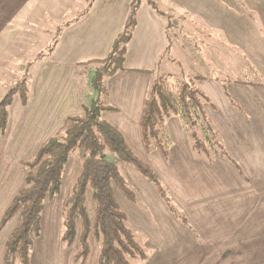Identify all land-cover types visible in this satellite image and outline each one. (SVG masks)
<instances>
[{
	"label": "crops",
	"instance_id": "obj_1",
	"mask_svg": "<svg viewBox=\"0 0 264 264\" xmlns=\"http://www.w3.org/2000/svg\"><path fill=\"white\" fill-rule=\"evenodd\" d=\"M132 1L0 0V64L15 44L24 42L18 36L25 33L42 36L48 51L37 58L27 103L16 95L8 108L6 128L0 130V222L24 186L22 162L34 157L67 117L84 114L78 65L108 55L116 35L105 43L101 34L123 18L119 33ZM151 1L141 0L137 10L124 69L108 77V97L115 110L104 111L103 117L152 166L174 203L196 221L191 224L190 220L188 227L178 220L150 182L132 168L135 172L130 177L155 201L147 210L165 226L160 234L150 236V256L144 264H264V81L237 78L259 83L249 85L237 79L222 82L204 77L198 83L208 97L204 109L238 167L225 157L208 162L194 152L177 117L169 118L166 126L173 138L166 158L159 150L147 152L141 134L144 102L158 60L164 55L168 61L177 58L167 55L172 46L169 30L178 25L184 30L190 24L186 14L193 20L194 35L208 36L207 44L213 45L207 54L202 50L194 59L226 67L231 60L228 54H234L236 63L247 60L264 76V0H177L182 6L176 14L178 25L169 21L170 13ZM249 3L254 4L251 10ZM1 77L0 71V94L7 84ZM65 177L66 171L64 186ZM64 186L43 210L31 264H77L79 236L70 246L61 238L62 206L70 191ZM115 194L132 225L150 223L152 218L144 208L122 191ZM19 222L16 216L0 231V264H5L7 242ZM89 241L90 252L83 264H98L95 235Z\"/></svg>",
	"mask_w": 264,
	"mask_h": 264
},
{
	"label": "trees",
	"instance_id": "obj_2",
	"mask_svg": "<svg viewBox=\"0 0 264 264\" xmlns=\"http://www.w3.org/2000/svg\"><path fill=\"white\" fill-rule=\"evenodd\" d=\"M152 2V1H151ZM141 0H133L125 29L114 39L108 55L97 61L103 67L100 76L94 79L102 84L103 77L115 75L124 69L127 43L136 25V13ZM153 4V2H152ZM204 78L196 76L192 82H175L169 76L155 79L148 89L141 118V134L147 152L159 150L164 158L169 155L173 142L165 121L171 117L181 120L184 131L190 138L193 149L206 161L225 157L235 166L236 159L220 138L219 131L209 119L204 102L206 94L197 85ZM236 82L256 85L253 80L237 79ZM99 89H106L103 84ZM29 87L19 81L0 101V130L6 128L8 108L19 95L27 103ZM115 110L109 103L93 100L84 105V114L67 117L58 131L37 154L22 162L26 169L24 186L14 197L0 222V231L16 216L20 222L10 235L5 264H31L35 241L41 234L42 213L45 206L62 193L66 165L72 152H82V170L74 190L65 194L62 206L61 238L70 246L78 236V221H81L80 248L76 263L83 264L90 252V236L95 235L99 244L98 264H131L133 258H148V252L138 241L125 211L120 207L113 183L133 201V188L120 168L130 165L151 182L167 207L182 223L191 227L188 217L179 213V207L170 196L152 166L144 161L128 145L122 132L103 117V112ZM114 153L118 161L110 159Z\"/></svg>",
	"mask_w": 264,
	"mask_h": 264
},
{
	"label": "rangeland",
	"instance_id": "obj_3",
	"mask_svg": "<svg viewBox=\"0 0 264 264\" xmlns=\"http://www.w3.org/2000/svg\"><path fill=\"white\" fill-rule=\"evenodd\" d=\"M154 2H157L159 4V9L163 11H167L170 13L169 15V21L172 23H175L178 25L177 20V11L181 12V4L177 0H164L163 5L161 4L162 0H152ZM254 4H248L249 9H252V6ZM234 6L241 7L242 5L239 3H234ZM172 11V12H171ZM114 19V18H113ZM64 20V19H63ZM123 18L117 19L114 22H112L110 25L113 27L109 30H104V32L101 34V37H104V42H108L110 37H113L114 35L117 36L118 30L120 29L119 22H123ZM68 21V20H66ZM186 21L190 24H188L184 30L181 29V27L174 26L170 28L169 30V38H170V49L168 50L167 55L171 57V54H176L177 58L172 59L168 61L167 57L164 55L163 59L158 60V65L155 69V72L153 74V79H157L160 76H166L170 77L175 82H192L198 75H202L203 77L209 79H220L222 82L224 79H237L238 77L242 79H248V78H254L258 77L259 80L264 81L263 74H258L257 69L253 70L251 64L247 60H239V63L235 62L236 56L234 54L230 55L231 60L228 61L227 66H212L208 64L207 60H196L194 59V55H198L202 50H205V54H207V49L209 47H212L213 45L207 44L208 42V36L201 35L196 36L194 35V31L196 30L191 24L193 23V20L190 19V15L186 14ZM125 29V24L123 25L122 29L119 31L121 33ZM135 30V28H134ZM133 30V32H134ZM118 33V34H119ZM19 38H21L24 42L15 44L13 49L9 50L7 52L6 60L4 63L0 64V71L2 73V77L7 84L1 89L0 101L2 98L10 91V89L15 86L19 81H25L28 86L31 82V76L34 73L36 64H37V58L40 57L42 54H47L48 51L45 47L46 41H44L43 37L40 35H29L28 33H25L24 35H19ZM52 38V35L50 36ZM202 38L203 40L196 41V38ZM128 45V43H127ZM181 46V48H180ZM172 47V48H171ZM108 48V47H107ZM101 49V48H100ZM107 51V50H106ZM106 53V52H104ZM202 53V52H201ZM104 56L106 54H103ZM101 56V57H104ZM107 56V55H106ZM102 63L97 60H92L87 63L79 64L78 65V71L76 74V78L80 87L81 91V98L82 103L87 106L92 103L93 100H97L100 102H103L105 104L111 103L108 97V80L109 78L104 76L102 84L103 86H106V89H99V87L102 84H96L94 82V79H97L98 76H100V70L103 69V67H100ZM125 65V62L123 63ZM264 66V65H263ZM261 70V69H259ZM249 73V76H246V72ZM199 81H205L204 79H199L197 81V85L199 86ZM204 92V91H203ZM205 93V92H204ZM208 103L207 101L204 102V104ZM104 115V113H103ZM168 119L165 121V125L168 124ZM188 140L190 138L187 135ZM191 141V140H190ZM194 152L199 153L195 149H193ZM201 154V153H199ZM110 159L113 161H118L117 156L114 153L109 154ZM82 162H83V156L82 152L79 149H76L72 152V155L66 165V177H65V186L64 188H69L71 191L74 190L76 181L78 179L79 174L82 170ZM120 168L122 173L128 177L129 184L133 188V203L137 204L138 206L144 208L147 210V206H151L154 204L153 198L150 196V194H145L143 190H141L137 186V182L135 179H132L130 176L132 172H138L130 165H121ZM135 170H133V169ZM139 174V172H138ZM141 175V174H140ZM142 176V175H141ZM143 177V176H142ZM147 180V179H146ZM148 181V180H147ZM149 182V181H148ZM151 186L150 188L154 190V185L150 182ZM71 186V187H70ZM115 192L118 193L121 191L120 188L117 186L116 182L113 183ZM66 188V189H67ZM64 195V194H63ZM159 195V194H158ZM126 196V195H125ZM170 196H172L170 194ZM117 197V196H116ZM127 197V196H126ZM128 198V197H127ZM129 199V198H128ZM162 199V198H161ZM118 200V199H117ZM162 202L164 200L162 199ZM119 203V202H118ZM120 205V204H119ZM178 206V205H177ZM121 207V205H120ZM122 208V207H121ZM179 213H184L189 221L191 220V224H193L192 221H196L194 219H191L189 215L186 213V211L182 208V206H179ZM123 209V208H122ZM124 210V209H123ZM144 210V213H149L150 215V223H141L139 225H132L131 221L129 220V217L127 215V218L129 220L130 225L134 228L136 232V237L138 241L144 246L145 250L148 252V257L150 256V251L148 247L150 244L148 243L150 236L160 234L161 228H164L165 226L162 225V221L158 220L156 221L151 213L150 210H147V212ZM170 210V209H169ZM207 211V210H206ZM126 213V212H125ZM201 219V218H200ZM203 220V219H201ZM162 225V226H161ZM78 236L80 237L81 234V221H78ZM156 232V234L154 233ZM166 232L170 233L168 229H166ZM147 259V258H146ZM146 259H142L139 257L133 258L131 260V264H144Z\"/></svg>",
	"mask_w": 264,
	"mask_h": 264
}]
</instances>
